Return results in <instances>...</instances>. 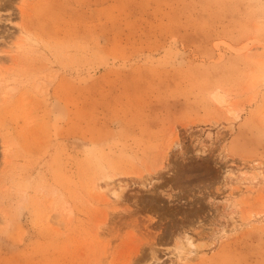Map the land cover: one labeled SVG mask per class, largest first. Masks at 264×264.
<instances>
[{
  "label": "rangeland",
  "instance_id": "374dc122",
  "mask_svg": "<svg viewBox=\"0 0 264 264\" xmlns=\"http://www.w3.org/2000/svg\"><path fill=\"white\" fill-rule=\"evenodd\" d=\"M0 76V264H264V0H0Z\"/></svg>",
  "mask_w": 264,
  "mask_h": 264
},
{
  "label": "bare ground",
  "instance_id": "6f19581e",
  "mask_svg": "<svg viewBox=\"0 0 264 264\" xmlns=\"http://www.w3.org/2000/svg\"><path fill=\"white\" fill-rule=\"evenodd\" d=\"M24 38V41L22 42H18L17 45H16V49L17 50H29L31 48V46L28 44V41H30V39L28 37H23ZM5 77V76H4ZM3 76H0V92H2V94H7L9 92L12 91V87H10V83L11 82H15L16 79L14 78H4ZM1 94V95H2ZM212 99L215 103H217L218 105L220 106H223L225 104V100L223 99V97L218 93V92H215L214 94H212ZM227 109V108H226ZM227 113L230 114L231 116H234V112L230 109L227 110ZM92 190L96 192L99 191L100 192V189L99 187H97V185H94L92 187ZM113 195H116L115 193H113ZM64 210V209H63ZM176 247H175V252L177 254V258H179V260L183 259L185 257V250H184V246L182 247L180 242L177 241L176 242ZM154 259L153 256H151L150 259H146V260H142V261H139V263H135V264H151V260Z\"/></svg>",
  "mask_w": 264,
  "mask_h": 264
}]
</instances>
